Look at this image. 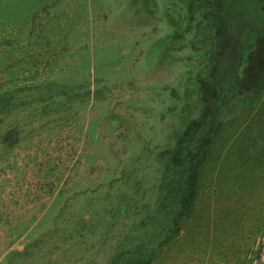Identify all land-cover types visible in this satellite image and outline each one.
Masks as SVG:
<instances>
[{
	"label": "rangeland",
	"instance_id": "obj_1",
	"mask_svg": "<svg viewBox=\"0 0 264 264\" xmlns=\"http://www.w3.org/2000/svg\"><path fill=\"white\" fill-rule=\"evenodd\" d=\"M235 2L0 0V264H264Z\"/></svg>",
	"mask_w": 264,
	"mask_h": 264
},
{
	"label": "trees",
	"instance_id": "obj_2",
	"mask_svg": "<svg viewBox=\"0 0 264 264\" xmlns=\"http://www.w3.org/2000/svg\"><path fill=\"white\" fill-rule=\"evenodd\" d=\"M237 0H232L233 3H236ZM260 11L263 15V24L260 30L257 32V39L255 42V49L249 55L248 65L244 72L243 86L248 90H255V92L260 93L264 90V0H261ZM227 20V19H226ZM225 21V20H224ZM234 36L229 35L226 38L225 45H230L233 41ZM198 173H196L195 177ZM197 191V185L192 186V188L184 191V197L188 198L191 201L195 199Z\"/></svg>",
	"mask_w": 264,
	"mask_h": 264
}]
</instances>
